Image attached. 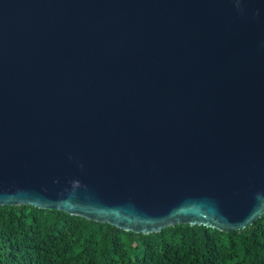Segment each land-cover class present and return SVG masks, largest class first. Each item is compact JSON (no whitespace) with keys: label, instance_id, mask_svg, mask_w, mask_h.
Segmentation results:
<instances>
[{"label":"water","instance_id":"water-1","mask_svg":"<svg viewBox=\"0 0 264 264\" xmlns=\"http://www.w3.org/2000/svg\"><path fill=\"white\" fill-rule=\"evenodd\" d=\"M0 205L134 233L264 214V0H0Z\"/></svg>","mask_w":264,"mask_h":264},{"label":"trees","instance_id":"trees-1","mask_svg":"<svg viewBox=\"0 0 264 264\" xmlns=\"http://www.w3.org/2000/svg\"><path fill=\"white\" fill-rule=\"evenodd\" d=\"M0 264H264V214L230 232L182 224L142 234L60 210L0 205Z\"/></svg>","mask_w":264,"mask_h":264}]
</instances>
